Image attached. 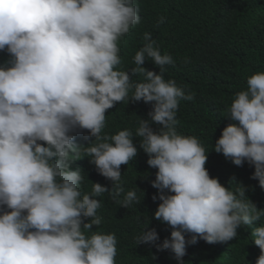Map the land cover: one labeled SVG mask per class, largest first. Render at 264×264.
Listing matches in <instances>:
<instances>
[{
  "label": "clouds",
  "instance_id": "9594fccd",
  "mask_svg": "<svg viewBox=\"0 0 264 264\" xmlns=\"http://www.w3.org/2000/svg\"><path fill=\"white\" fill-rule=\"evenodd\" d=\"M139 6V0H0V52H6L0 64V264H116L115 233L95 231L102 223L98 197L108 193L124 208L140 202L121 182V166L138 154L134 137L156 169L153 218L171 228L159 243L156 228L147 227L138 244L168 250L185 264L189 246L231 241L242 225L264 217L245 185L233 178L231 190L210 175L209 152L198 137L178 132L179 103L194 93L165 79V66L175 60L162 54L151 33L143 34L135 67L123 70L146 20ZM146 60L160 73L143 67ZM137 75L139 82L131 78ZM126 100L151 104L150 120L141 119L134 132L103 133L106 112ZM228 113L233 123L212 150L238 167L254 166L251 179L264 189V71L247 79ZM97 173L111 189L93 182L85 192ZM251 235L260 249L256 264H264V222Z\"/></svg>",
  "mask_w": 264,
  "mask_h": 264
},
{
  "label": "trees",
  "instance_id": "16d2710c",
  "mask_svg": "<svg viewBox=\"0 0 264 264\" xmlns=\"http://www.w3.org/2000/svg\"><path fill=\"white\" fill-rule=\"evenodd\" d=\"M139 3L146 20L140 30L138 27L137 41L129 50L123 70L135 67L133 57L144 44L143 34L151 33L162 54L168 53L175 60L174 65L165 66V79H174L186 94L194 93L193 100L179 103L178 132L200 139L209 152L205 167L212 177H218L231 190L237 187L236 182L229 184L235 178L248 188L251 201L264 209V189L259 187L258 180L251 179L254 166L245 162L238 167L212 150L223 128L233 123L225 117L235 94L246 90L251 75L264 71V0H139ZM161 16L166 18L163 24L159 23ZM5 53L0 52V64L6 61ZM143 67L160 73L152 61L146 60ZM131 78L142 80L139 75ZM151 110L152 105L143 101L117 103L106 112L103 133L113 135L125 128L134 132L141 119L150 120ZM152 127L156 129L159 125L153 123ZM134 143L138 154L128 165L121 166V182L125 193L137 192L140 202L124 208L104 193L98 197L103 208L102 223L95 231L115 233L116 264H177L170 251H158L151 243H137L136 237L147 227L156 228L159 243L170 237L171 228L153 218L159 203L152 200L157 193L151 186L156 169L147 164L148 156L139 148L138 137H134ZM93 182L112 187L110 180L97 173L92 182L85 184V192L91 191ZM261 222L252 227L242 225L231 241L208 244L200 240L189 246L183 258L185 264H256L260 249L252 243L251 232Z\"/></svg>",
  "mask_w": 264,
  "mask_h": 264
}]
</instances>
